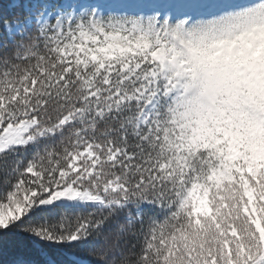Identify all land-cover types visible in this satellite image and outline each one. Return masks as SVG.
<instances>
[{
    "label": "snow or ice",
    "instance_id": "1",
    "mask_svg": "<svg viewBox=\"0 0 264 264\" xmlns=\"http://www.w3.org/2000/svg\"><path fill=\"white\" fill-rule=\"evenodd\" d=\"M0 264H264V0H0Z\"/></svg>",
    "mask_w": 264,
    "mask_h": 264
}]
</instances>
